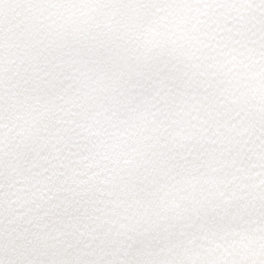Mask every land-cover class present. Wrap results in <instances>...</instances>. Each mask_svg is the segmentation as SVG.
I'll list each match as a JSON object with an SVG mask.
<instances>
[{
  "label": "snow or ice",
  "instance_id": "6c2138e0",
  "mask_svg": "<svg viewBox=\"0 0 264 264\" xmlns=\"http://www.w3.org/2000/svg\"><path fill=\"white\" fill-rule=\"evenodd\" d=\"M0 264H264V0H0Z\"/></svg>",
  "mask_w": 264,
  "mask_h": 264
}]
</instances>
